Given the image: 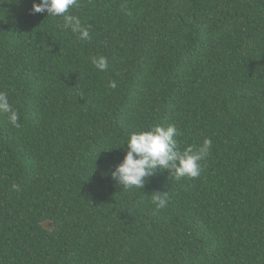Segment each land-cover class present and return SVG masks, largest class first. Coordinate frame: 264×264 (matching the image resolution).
I'll use <instances>...</instances> for the list:
<instances>
[{
	"label": "trees",
	"instance_id": "trees-1",
	"mask_svg": "<svg viewBox=\"0 0 264 264\" xmlns=\"http://www.w3.org/2000/svg\"><path fill=\"white\" fill-rule=\"evenodd\" d=\"M33 2L0 0V264H264V0H78L88 40ZM168 124L211 139L199 177L124 189L129 135Z\"/></svg>",
	"mask_w": 264,
	"mask_h": 264
},
{
	"label": "clouds",
	"instance_id": "clouds-1",
	"mask_svg": "<svg viewBox=\"0 0 264 264\" xmlns=\"http://www.w3.org/2000/svg\"><path fill=\"white\" fill-rule=\"evenodd\" d=\"M78 6V0H39L38 3L34 0L30 14L46 12L47 17H59L63 20L65 29H71L80 40H88L89 28L82 26L78 17L68 14L70 8ZM90 61L100 72L108 68V60L104 56H93ZM108 86L115 88L117 85L115 81H109ZM0 113L6 114L14 127H20L19 113L9 103L8 95L4 92H0ZM178 134L174 124L155 126L146 131L130 134L125 143L126 154L111 173L113 180L124 189H143L148 178L157 172L168 171L170 176L177 180L198 178L202 170L201 162L207 158L212 141L205 138L201 145L195 148L189 146L181 151L175 139ZM13 188L17 186L13 185ZM151 202L159 210L168 206L169 199L166 193L154 191Z\"/></svg>",
	"mask_w": 264,
	"mask_h": 264
}]
</instances>
